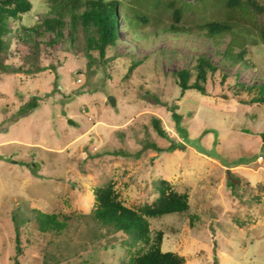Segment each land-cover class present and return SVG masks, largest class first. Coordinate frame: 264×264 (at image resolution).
Instances as JSON below:
<instances>
[{"label": "rangeland", "instance_id": "1", "mask_svg": "<svg viewBox=\"0 0 264 264\" xmlns=\"http://www.w3.org/2000/svg\"><path fill=\"white\" fill-rule=\"evenodd\" d=\"M28 1L19 22H7L8 49L0 53V264H32L33 256V264H118L129 238L91 222L92 189L111 183L134 208L154 199L158 179L185 191L189 204L148 218L151 234H163L161 251L184 264H264V104L248 102L254 89L231 94L236 84L264 83L262 14L240 11L237 21L204 0H113L118 37L99 57L86 51L79 24L74 40L63 27L57 50L46 44L48 32L18 39L19 24L40 25L53 14L47 0ZM209 20L230 25L233 50L244 41L248 63L224 55L230 36L207 35L200 26ZM198 57L215 67L205 73V93L179 92L174 72L191 69V83ZM35 67L42 69L22 71ZM171 142L179 147H152ZM37 212L56 214L66 228L36 236Z\"/></svg>", "mask_w": 264, "mask_h": 264}, {"label": "trees", "instance_id": "2", "mask_svg": "<svg viewBox=\"0 0 264 264\" xmlns=\"http://www.w3.org/2000/svg\"><path fill=\"white\" fill-rule=\"evenodd\" d=\"M215 1V0H213ZM207 6H218L224 9V12H234V17L238 21L239 16L237 13L244 10H252L251 12H260L264 17V5L258 4L255 0H204ZM214 3V4H213ZM50 7L51 16L45 17L40 25H32L25 27L20 26L22 36L18 35L17 38L22 40H31L32 37L41 36L43 33H50L51 37L46 44L57 50L62 42V29L66 24H69L70 33L73 31L77 24L81 26L84 34L85 49L88 51L96 50L99 57L104 55L105 48L116 44L118 37L117 15L118 8L113 0H47ZM172 4V2H169ZM30 2L28 0H0V53L7 52L8 39L7 35L11 33L8 27V21H18L23 13L30 10ZM202 9V8H201ZM221 9V8H220ZM239 10V11H236ZM65 17L67 21L65 22ZM173 20L179 19V8L175 7L172 14ZM227 19L228 16H226ZM144 16L139 18L145 21ZM207 35L213 36L215 40L217 37H222L223 34L229 35L226 43L224 55L242 59L245 63L248 61L244 59V41L242 46L236 48L230 25L218 20L205 21L202 26ZM224 35V36H225ZM259 38L264 43V21L259 28ZM74 40V38H72ZM34 47H37L41 41H34ZM88 55V54H86ZM139 62V61H138ZM137 63L129 66V70L136 66ZM195 69V77L191 83L188 82L190 70L183 68L174 72L175 85L179 88V92L185 89H194L200 93H205L203 83L205 81V73L207 70L214 71L215 67L208 61L207 58L198 57ZM19 70L17 68H13ZM41 70V67H35L34 70H22L26 73L36 72ZM12 70V69H10ZM226 75H222L221 81ZM250 91L254 89L257 91L255 96H251L248 102L264 104V83L257 85L246 86L243 83L236 84L232 95L236 97L239 89ZM34 103L31 102L29 107H33ZM171 115L177 122L179 114L172 111ZM152 127L158 136L167 137L165 130L160 126L159 119L152 117ZM179 144L174 142L169 143L165 148H159L153 144L154 150L158 152H170L178 148ZM115 153V152H114ZM154 183V182H153ZM157 195L149 203H143L134 208L128 207L122 203L118 198L117 192L114 190L111 183L95 186L92 189V207L87 212L88 217L92 220L93 224L100 226L104 231L110 234L121 233L129 238L128 244L121 243L122 248H126L124 256L120 259L118 264H184V258L173 251H161L160 244L162 240V232L155 230L151 234L148 218L159 217L169 213H181L188 208V195L185 191H177L171 187V184L165 179H158L156 182ZM32 225L34 231L37 232L40 238L47 233H60L66 228V221L59 219L54 213L37 212L33 217ZM27 221H30L27 219ZM26 221V222H27ZM18 225L15 224V228ZM34 232V233H35ZM98 236V235H97ZM15 250L16 254H20V247L18 244V232L15 234ZM48 244V243H45ZM132 247L134 248L132 250ZM96 250V251H95ZM93 250L97 252V248ZM47 248L43 247L41 263L46 259ZM49 256H51L49 254ZM37 261L36 256L29 259L33 264ZM60 264V263H56ZM85 264H96L89 262Z\"/></svg>", "mask_w": 264, "mask_h": 264}, {"label": "water", "instance_id": "3", "mask_svg": "<svg viewBox=\"0 0 264 264\" xmlns=\"http://www.w3.org/2000/svg\"><path fill=\"white\" fill-rule=\"evenodd\" d=\"M108 99L110 100L111 104H114V101L112 98L109 97Z\"/></svg>", "mask_w": 264, "mask_h": 264}]
</instances>
